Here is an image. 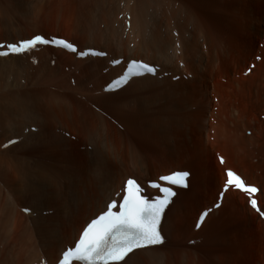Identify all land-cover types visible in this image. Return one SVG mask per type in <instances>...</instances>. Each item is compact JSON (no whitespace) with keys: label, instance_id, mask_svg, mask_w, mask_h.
Instances as JSON below:
<instances>
[{"label":"bare ground","instance_id":"obj_1","mask_svg":"<svg viewBox=\"0 0 264 264\" xmlns=\"http://www.w3.org/2000/svg\"><path fill=\"white\" fill-rule=\"evenodd\" d=\"M21 1L10 0L4 6L0 2V22L2 14L5 18L9 15L10 22L6 18L3 25L20 30L14 39L4 40L0 51L35 36L62 38L56 33L44 34L45 23L57 25L55 17L50 21L45 16L41 22L32 16V23ZM79 3L76 34L67 35L69 41L78 51L95 49L105 56L80 57L61 47L38 45L24 54L0 57V69H12L34 51H53L58 69L50 72L47 81H57L69 91L75 88L70 83L74 78L76 90L83 91V95L79 93L87 99L107 109L130 106L146 118L137 136L153 150L140 155L135 149L117 158L108 142L98 141L101 145L94 146V151L84 150L76 159L81 165L78 170L60 168L50 173L38 169L36 174L34 168L15 165L21 176L14 183L17 175L11 181L3 172L11 159L4 144L18 138L15 150H27L44 132L56 137L55 122L46 123L45 119L53 117L65 102L53 93L44 99V94L32 89L0 95V125L12 129L0 140V190L4 194L0 200V244L6 242L5 246L11 247L0 250V264H58L86 224L106 211L112 200L120 201L129 178L140 183L151 198L160 194L147 187V182L177 171L190 173L189 187L177 189L174 202L165 210L161 221L164 243L136 250L127 264H264V216L254 212L246 193L232 187L222 190L226 172L235 171L247 185L260 190L253 198L264 212V0ZM132 60L154 65L156 74L134 77L120 89L106 92L105 87L120 77ZM17 156L13 160H18ZM22 182L27 183L24 191L35 202L28 206L17 202ZM216 204L219 207L215 208ZM22 208L30 209L32 215H17L16 209ZM205 209L208 215L197 228L198 215ZM45 210L49 213L42 215Z\"/></svg>","mask_w":264,"mask_h":264},{"label":"rangeland","instance_id":"obj_2","mask_svg":"<svg viewBox=\"0 0 264 264\" xmlns=\"http://www.w3.org/2000/svg\"><path fill=\"white\" fill-rule=\"evenodd\" d=\"M9 1L7 0V2H6V0H0V2L3 4V6L5 4L7 5L9 3ZM29 1H31V3ZM75 1H78V4L80 5V3H79L80 0H74V1L73 0H51V1L49 0V2H47V1L45 2V0H27V2H26V0H22L21 2L25 8V12H26L25 15H27L28 18L30 17L32 19V23L34 21L33 20L34 16L36 17V20L40 19L39 21H41V20L43 21V18L45 16L47 17L46 20L48 18H50V21L53 20L54 17L56 18L55 20H57V22L56 21L55 22L57 25H55V28H54V26L51 25V27H53L52 30L50 27V23L49 22L45 23L47 26L44 27V31H45V29L47 31H45V32L43 31L44 34H55L56 33L57 35L62 36V38L64 37V38L70 40L68 38V36H72V35L76 34V32H74V28L76 27L75 26L76 24L74 22H77V19L79 17V15H78L79 11L78 10H80L79 8H78V10L76 9L79 6H77L78 4ZM73 3H76L77 5L73 4ZM45 4H46V6H45ZM38 6H39V8H38ZM42 12H43V14H42ZM34 13H36V14H34ZM51 14H52V16H51ZM55 14L57 16H55ZM5 15L6 14H2V19H1L2 21L0 22V30L3 31L2 34L0 33V36H2V37H0V39H1L0 45L2 43L4 44V42H5L4 40L7 38L14 39L15 34L19 33V31H20L19 28H17V27H15L16 29L15 28L10 29V27L8 28L7 26H4L6 24L5 21L9 20L7 22H10L9 15L7 14L8 15V17H6L7 20L5 18ZM48 16H50V17H48ZM41 17H42V19H41ZM5 27H7V28H5ZM59 28H61V29H59ZM21 34H23V33H21ZM72 37H74V36H72ZM262 41L264 42V37L262 38ZM22 58L23 59H19V61L16 65L15 64L13 65L14 69L12 68V69H9L7 71L0 69L1 70L0 71V95H8L7 92H9V93H11V92L12 93H14V92L20 93L21 91H23V92H21L23 94L24 92L30 91L32 89L31 90L32 92L36 91L35 93H38L39 95L41 94V96L44 94L42 96L44 99H47L46 97L48 96V94L53 93V94L57 95L60 99H62L65 103H63V105H61L60 108H58L54 111L55 112L54 113L55 115L53 114L54 118L51 117L50 119L49 118L45 119V122L47 121L46 123H48V120L51 122H55V126L57 127L55 129V132L58 133V135H57L58 137L56 136L57 138L54 135H50V134L48 135L47 132H46L47 133L46 134L43 131L44 133H43L42 137L40 138V136H38L37 138L33 139L32 140L33 143L31 142L32 146H30V148L27 150H24V149L15 150L14 145L17 144L16 142L19 140L18 138L10 140L8 142V144H6V143L4 144V146L7 145V146H5L6 148L7 147L9 148L8 150H6L7 152H5V151L4 152L8 154V157H11L10 161H8V163H9L8 165L10 167L8 166V169L6 168L7 171L3 170V172L7 175V176H5L6 179H10L12 181L13 179L16 178L15 175H17V178H16L17 180L15 179L13 181H14V183H17L18 181H20L18 178H19V176H21L20 175L21 173L19 174L15 165L18 166L19 168H25V169H28V168L33 169L34 168V170L36 171V174H38V171H37L38 169H40V171H44V172L47 171L50 173H52V171H54L56 169H60V168H61L60 170H64V169L65 170L66 169L72 170L70 168H73V170L76 171L81 166L79 161L76 160L78 157L81 156V154H83L81 152H83L84 150L85 151H92V150L94 151V146H96V145L100 146L101 145L98 141H104L105 145H106V142H108L109 143L108 146L111 149V152L115 153V155H118L117 158L125 155V153L128 151H130V153H131V152L135 151V149H136V152L140 155H145L147 153L152 152L153 148L144 144L141 141V139L139 138V136H137V134H138L137 132L139 131V127L141 126L140 124L146 119L144 116L141 118L140 115H137L136 112H133V110L130 109V106H125V107L119 108L117 110L110 109V108L107 109L103 105L98 104V102H96L95 100L93 101L91 98L87 99L88 98L87 96H82L83 91H79L77 89L78 92H76L77 91L76 88L78 86L75 85L76 83H75L74 78H72L74 83L72 82V79L70 80L71 82L70 81L69 82L71 83V86L74 84V86H72V88H74V87L75 88L72 90H69V91L68 90L64 91L66 89H64L60 86V85H62L61 83H60V85H58L59 83L57 81H55V82L47 81L45 78L48 77L50 72L53 73L52 70L55 67L56 68L54 69V71H57V69H58V67L55 66L56 65L55 63H57V60H58V56L56 55V53H54L51 50H40V52L34 51L32 54H30L29 57L23 56ZM247 69L251 70V67H248ZM247 69H246L245 73L248 75L249 73H247ZM35 75H37V76H35ZM236 77H238V74L236 75ZM20 81H22V82H20ZM56 82L58 84H56ZM15 85H16V87H15ZM2 87H4V88H2ZM74 90H75V92H74ZM70 91H73V92H70ZM84 95H85V93H84ZM84 98L87 99V101ZM28 101L29 100L27 99V102ZM88 101L92 105L90 104L88 106ZM29 102H31V101H29ZM29 102H28V106L30 108H32L33 103L31 102V104H30ZM131 111H132V113H131ZM109 119H112V120L110 121ZM127 120H129V121H127ZM129 122H131V123H129ZM102 124H103V126H102ZM0 128H1L0 129V140L3 137H6L12 133V131H11L12 129L9 128L5 123H1ZM6 128L7 129L9 128V129L6 130ZM33 129H35V127L30 128V130L33 133H37V129H35V130H33ZM54 134H56V133H54ZM245 135H248V134L245 132ZM137 137H138V139H137ZM54 138L58 140L60 145L58 144L57 140L54 141L55 140ZM99 138L102 140H100ZM12 141H15V142L10 143ZM130 143H131V145H130ZM134 144H135V146H134ZM11 146L13 147L14 150L12 149ZM56 146H58V147H56ZM68 146H69V148H68ZM5 147H3V148H5ZM32 147H34V149ZM46 147H48V148H46ZM35 148H36V150H35ZM41 148H42V151H41ZM64 148H66L67 150H65ZM43 149L44 150L47 149V150L44 151ZM56 149L57 150L60 149V150L57 151ZM49 150H52V151H49ZM73 151H74V153H73ZM1 152H3V151H1ZM48 153H50V154H48ZM40 154H41V156H40ZM75 154H76V156H75ZM17 155L18 156L20 155V156L18 157ZM16 156L18 157L17 158L18 160H13L14 157H16ZM73 156H74V159H73ZM84 158L86 159V156H84ZM43 159H44V161H43ZM12 160H13V162H12ZM67 160L68 161L71 160L72 162L71 161L68 162ZM12 163H14V164H12ZM18 163H20V164H18ZM63 165H64V168H63ZM71 165H73V166H71ZM57 166H59V167H57ZM13 176H15V177H13ZM34 178L36 180L37 175ZM15 181H17V182H15ZM18 185H21V187H23V188H21L22 190L20 191V195L18 194L16 196V197L20 198V199L19 198L17 199V202L21 203V204L23 203L22 205L27 204V206H28V204L30 205L31 203H35L33 201L34 199L33 198L30 199L27 192L24 191V189H26L27 183L22 182V184H18ZM0 192H1L0 194L2 195L0 200L2 199V201H3L2 197L4 194L1 190H0ZM22 192H24V194ZM2 201H0V202H2ZM215 208H216V206H215ZM25 209H28V208H22L20 210L16 209V211L20 212V213L16 212L17 215L19 214V216H20L21 214H23L26 217L29 216L31 214V213H29L30 209H29V211H25ZM47 212L49 213V211H46V210L43 211L42 215L48 214ZM19 216H18V220L20 219ZM33 216H34V214H33ZM26 220L23 219L22 224H24L26 222ZM0 229H1V224H0ZM5 244H7V243L3 242V245L0 244V250L3 251L4 248L8 245L7 244L5 246ZM7 247L5 250H7L9 248L11 249V247H8V248Z\"/></svg>","mask_w":264,"mask_h":264},{"label":"snow or ice","instance_id":"obj_3","mask_svg":"<svg viewBox=\"0 0 264 264\" xmlns=\"http://www.w3.org/2000/svg\"><path fill=\"white\" fill-rule=\"evenodd\" d=\"M48 44L62 47L81 57L104 55V53L93 50L78 52L73 44L63 39L49 40L42 36H35L32 39L20 41L18 44L7 45V51H0V57H6L9 54H24L38 45ZM2 47L5 46L0 45V48ZM156 71L155 67L147 63L132 61L128 64L124 74L113 81L106 90L113 91L127 84L134 77L155 75ZM189 176L190 173L187 171H177L159 177L163 183L150 182L149 187L160 193L151 198L145 195L146 190L140 183L135 179H128L123 189L122 199L119 202L112 200L107 205L106 211L88 223L75 247H69L62 253L59 264H121V262L127 264V259L136 250L163 244L161 221L165 210L174 202L173 198L177 195L174 188L189 187ZM230 186L246 193L251 207L264 216V212L258 207V201L253 198L260 191L259 189L246 185L244 180L231 170L227 172L225 190ZM216 207H219V204ZM25 211L29 210L25 209ZM207 215L208 212L201 214L197 228L201 226Z\"/></svg>","mask_w":264,"mask_h":264}]
</instances>
